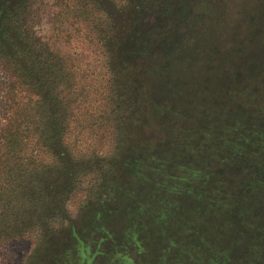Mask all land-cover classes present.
<instances>
[{
	"label": "trees",
	"instance_id": "1",
	"mask_svg": "<svg viewBox=\"0 0 264 264\" xmlns=\"http://www.w3.org/2000/svg\"><path fill=\"white\" fill-rule=\"evenodd\" d=\"M40 1L0 0V242L37 237L28 264H264V0L213 47L216 0H54L108 72L112 150L89 157L69 142L81 76L37 33Z\"/></svg>",
	"mask_w": 264,
	"mask_h": 264
},
{
	"label": "rangeland",
	"instance_id": "2",
	"mask_svg": "<svg viewBox=\"0 0 264 264\" xmlns=\"http://www.w3.org/2000/svg\"><path fill=\"white\" fill-rule=\"evenodd\" d=\"M217 1L219 3L216 4V11H218V5L222 6L215 16H220L222 13L221 17H225L227 20L226 22L223 21V18L220 21L216 20L217 26L216 28L215 26L213 27L212 35L209 38L210 47H213L217 34L220 37L221 33V39L224 41L223 45H229L230 32L240 17L237 15V9L242 0ZM40 4L39 9L42 12L40 11L41 19L36 26L37 33L53 50H56L61 55H70L69 57L72 58L71 60L78 67L76 69L77 73L81 76L79 82L81 99L77 100L76 105L77 108L79 106L81 108L74 113L75 122L72 123L74 130L69 139V142H73V151L77 153L78 157H89L91 153L101 156L109 155L112 150V144L109 137V129L104 120L106 118L99 119L97 117L100 113V111L98 112V100L103 98L102 95H105L102 92V83L108 76L103 58L98 54L94 43L88 38L86 30L81 27L76 29L74 26H69L66 29L67 26L62 27L56 22L55 17L59 9L54 5V0H41ZM65 58L67 59V57ZM12 81V78H9L7 73L0 67V128L6 124V115H4L8 109L6 95ZM89 121L97 125L99 128L97 132L88 133L87 128L86 130L81 129L84 127V123L86 122L85 125H87ZM154 132L157 133L156 131ZM85 189H89L86 183L84 184V189L78 194L71 196L68 201L67 209L71 219L77 220L81 214L86 196ZM37 242V237L35 236H27L11 243L0 242V264H28Z\"/></svg>",
	"mask_w": 264,
	"mask_h": 264
}]
</instances>
